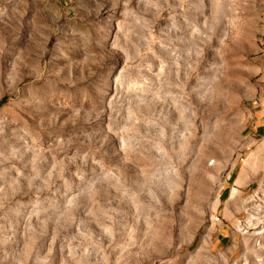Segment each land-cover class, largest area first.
Here are the masks:
<instances>
[{"label": "rangeland", "instance_id": "1", "mask_svg": "<svg viewBox=\"0 0 264 264\" xmlns=\"http://www.w3.org/2000/svg\"><path fill=\"white\" fill-rule=\"evenodd\" d=\"M263 99L264 0H0V264H264Z\"/></svg>", "mask_w": 264, "mask_h": 264}, {"label": "bare ground", "instance_id": "2", "mask_svg": "<svg viewBox=\"0 0 264 264\" xmlns=\"http://www.w3.org/2000/svg\"><path fill=\"white\" fill-rule=\"evenodd\" d=\"M240 182V179L238 180ZM247 217L242 222L243 231H252L254 228L264 229V196L262 192L254 191L246 200Z\"/></svg>", "mask_w": 264, "mask_h": 264}, {"label": "crops", "instance_id": "3", "mask_svg": "<svg viewBox=\"0 0 264 264\" xmlns=\"http://www.w3.org/2000/svg\"><path fill=\"white\" fill-rule=\"evenodd\" d=\"M262 104L264 105V99H263V103ZM262 117H264V112H262L261 116H259V118H262Z\"/></svg>", "mask_w": 264, "mask_h": 264}]
</instances>
